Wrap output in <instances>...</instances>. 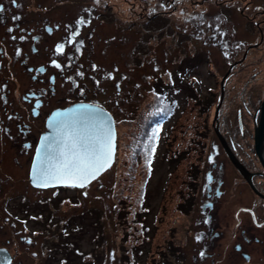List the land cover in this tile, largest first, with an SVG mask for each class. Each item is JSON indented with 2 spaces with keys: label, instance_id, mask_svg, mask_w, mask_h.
<instances>
[{
  "label": "flooded vegetation",
  "instance_id": "flooded-vegetation-1",
  "mask_svg": "<svg viewBox=\"0 0 264 264\" xmlns=\"http://www.w3.org/2000/svg\"><path fill=\"white\" fill-rule=\"evenodd\" d=\"M0 6V181H22L34 190L83 191L115 163L119 99H126L119 95V40L129 41L128 51L141 59L138 65H144L140 56L147 54L170 71L169 83H154L169 108L176 99L170 90H179L171 69L197 65L205 53L218 55L221 61L213 62L227 70L223 87L231 70L264 69V0H0ZM161 49L165 57L157 61ZM76 103L98 106L112 116L113 162L83 187L33 186L30 167L48 117ZM164 113L153 124L155 133L174 110ZM259 114L257 106L249 113L238 110L228 125L220 124L217 114L216 139L205 158L190 165L187 189L176 205L183 213L196 212L187 225L190 236L161 264H264V165L254 145ZM262 149L264 160V142ZM154 157L152 151L150 171ZM171 162L169 155L170 173Z\"/></svg>",
  "mask_w": 264,
  "mask_h": 264
},
{
  "label": "rangeland",
  "instance_id": "rangeland-1",
  "mask_svg": "<svg viewBox=\"0 0 264 264\" xmlns=\"http://www.w3.org/2000/svg\"><path fill=\"white\" fill-rule=\"evenodd\" d=\"M128 46L129 41L119 40V95L126 99H119L115 163L83 191L64 188L55 194L18 180L0 181L6 191L0 193V245L13 255L10 264H161L166 253H175L173 248L190 236L187 225L196 212L183 213L176 205L187 189L190 165L204 159L216 139L212 119L227 70L213 62L221 60L212 52L197 65L171 69L179 88L169 94L176 98L171 101L174 115L155 133L153 124L169 106L156 95L154 83H169L170 71L157 67L147 54L140 56L144 65H138L139 55ZM156 57L164 60L162 49ZM231 72L218 111L222 125L230 124L244 103L253 112L264 93V69ZM185 82L189 89L183 90Z\"/></svg>",
  "mask_w": 264,
  "mask_h": 264
},
{
  "label": "water",
  "instance_id": "water-1",
  "mask_svg": "<svg viewBox=\"0 0 264 264\" xmlns=\"http://www.w3.org/2000/svg\"><path fill=\"white\" fill-rule=\"evenodd\" d=\"M222 97H223V85L221 80L220 94L214 108L212 122H214L217 119V114L222 101ZM258 109H260V114H259L258 122L254 129V145H255V151L264 165L263 149H262V144L264 142V95ZM214 129L216 134L220 138L223 147L228 153L229 157L232 160H234L233 155L226 146L217 128V125H215ZM77 134L92 138L99 137L105 142H107L110 139L112 145L111 159L109 160V163L97 174V176L101 172H103L104 170L110 167L114 159L115 137H116L115 126L112 116L110 115V113L106 112L104 109L98 106L89 103H76L64 109L57 110L48 117L46 122V128L40 135L30 167L29 181L33 186L45 188V187L60 186V185H64V186L79 185L80 183L79 181H70V180H66V181L48 180L45 183V181L41 178V173L43 169L46 167V165L42 163L45 155L43 151L45 145L44 138L56 137L57 139L66 140L69 137ZM92 180L93 179L85 182V184H87ZM11 260H12V255L10 254L9 250L6 247H0V264H10Z\"/></svg>",
  "mask_w": 264,
  "mask_h": 264
},
{
  "label": "snow or ice",
  "instance_id": "snow-or-ice-1",
  "mask_svg": "<svg viewBox=\"0 0 264 264\" xmlns=\"http://www.w3.org/2000/svg\"><path fill=\"white\" fill-rule=\"evenodd\" d=\"M2 11L3 7L0 6V12ZM59 50H62V46H59ZM44 140L45 155L42 163L46 167L41 173V178L45 183L48 180H70L80 182L79 185L73 186L83 187L85 182L96 178L112 156L110 139L105 142L99 137L77 134L66 140L56 137H45Z\"/></svg>",
  "mask_w": 264,
  "mask_h": 264
},
{
  "label": "trees",
  "instance_id": "trees-1",
  "mask_svg": "<svg viewBox=\"0 0 264 264\" xmlns=\"http://www.w3.org/2000/svg\"><path fill=\"white\" fill-rule=\"evenodd\" d=\"M242 109L245 111V112H248L249 113V111H251V109L248 107V105L246 104V103H244V104H242ZM242 109L239 107V108H237V112H238V110L239 111H241V113H243L242 112ZM171 110V111H170ZM173 110H174V107H173V104H172V107L171 108H169L168 110H165V112L166 113H170V112H173ZM166 116V114L165 113H162L159 117H158V120H162L164 117ZM148 166V165H147ZM47 218H49V220L50 221H52V219H51V217L49 216V217H47ZM54 223H57V222H55L54 221ZM62 225H64V223L62 224ZM62 225H61V228H64V227H62ZM66 225V224H65ZM66 228V227H65ZM66 261H68L66 258H65V262Z\"/></svg>",
  "mask_w": 264,
  "mask_h": 264
}]
</instances>
